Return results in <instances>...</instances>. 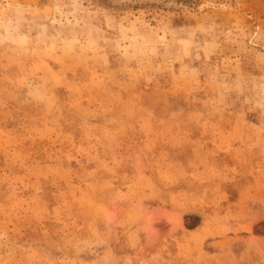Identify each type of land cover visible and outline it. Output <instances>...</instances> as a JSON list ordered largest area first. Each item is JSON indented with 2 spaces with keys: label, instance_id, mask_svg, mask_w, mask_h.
<instances>
[{
  "label": "rangeland",
  "instance_id": "rangeland-1",
  "mask_svg": "<svg viewBox=\"0 0 264 264\" xmlns=\"http://www.w3.org/2000/svg\"><path fill=\"white\" fill-rule=\"evenodd\" d=\"M0 264H264V0H0Z\"/></svg>",
  "mask_w": 264,
  "mask_h": 264
}]
</instances>
